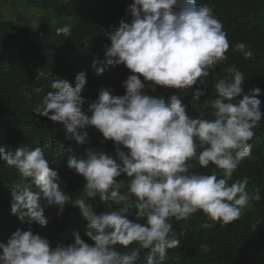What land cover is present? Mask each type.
I'll return each instance as SVG.
<instances>
[{
  "label": "clouds",
  "instance_id": "9594fccd",
  "mask_svg": "<svg viewBox=\"0 0 264 264\" xmlns=\"http://www.w3.org/2000/svg\"><path fill=\"white\" fill-rule=\"evenodd\" d=\"M130 13L131 22L121 21L109 33L111 43L105 49L108 64H122L132 73L122 82L123 95L101 88L85 108L81 93L87 81L80 72L74 86L56 79L50 85L53 91L29 105L34 114L62 124L66 140L90 144L87 129L95 128L102 134L101 143L113 142L114 155L88 147L84 156L69 157L68 169L83 177L81 195L73 200L63 191V182L41 147L6 151L0 146V160L21 177L12 188L11 214L21 222L27 218L28 223L46 227L45 208L55 207L60 215L70 204L87 222L85 236L93 243L74 232L73 243L57 242L52 247L31 228L17 230L6 243L0 242V264H137L141 249L149 250L146 264H163L168 250L180 244L170 236L171 218L186 221L202 211L211 221L228 224L239 219L250 201L261 200L259 188L247 190L246 177L229 183L238 166L253 158L249 142L264 120L259 87L245 93L244 74L234 66L228 68L229 75L214 84L218 98L210 105L211 119L190 115L178 94L165 99L147 94L145 88L150 82L152 92L157 86L191 90L193 100L206 94L210 73L227 59L230 46L212 8L197 0H133ZM56 31L71 34L68 26ZM247 49L244 42L235 45L250 59ZM93 67L97 75L105 70L96 62ZM43 75L38 72L37 79ZM33 92L42 93L37 88L23 90V95L31 100ZM194 159L202 168L215 165L222 178L216 172L192 171ZM121 176L129 178L127 184L118 179ZM124 188L127 191L122 192ZM97 197L118 209L97 213L89 202ZM132 210L135 220L129 218ZM141 219L145 222H138ZM133 243L138 247L130 251L116 248L128 249ZM200 248L203 253L211 250L206 244Z\"/></svg>",
  "mask_w": 264,
  "mask_h": 264
},
{
  "label": "trees",
  "instance_id": "16d2710c",
  "mask_svg": "<svg viewBox=\"0 0 264 264\" xmlns=\"http://www.w3.org/2000/svg\"><path fill=\"white\" fill-rule=\"evenodd\" d=\"M22 1L42 12L35 18L36 24L27 17H0V146H5L6 151L41 147L49 167L58 172L63 191L74 200L81 195L84 181L82 176L68 169L69 157L84 156V150L88 147L114 155L113 142L101 143L102 134L95 128L87 129L90 144L78 145L74 140H66L62 124L34 114L29 105L39 103L43 94L53 91L50 85L56 79L66 80L74 86L75 77L80 72L85 73L87 81L81 93L85 108L97 98L101 88H111L113 95L124 94L122 82L132 73L122 64H108L105 49L111 43L109 33L118 28L121 21L131 22L133 0ZM197 3H207L222 23L230 45L226 52L227 59L218 62L210 73L207 92L198 100L192 99L191 90L157 86L155 92L149 91L150 82H145L147 94L165 99L178 94L187 104L190 115L204 114L205 118L211 119L210 105L218 98L214 84L217 79L228 76V68L234 66L245 76V93L253 87L261 89L259 99L264 112V0H197ZM64 26L70 28V35L57 33L56 30ZM240 42L248 45L247 50L252 52L250 59L235 50V45ZM93 62L97 67L105 68L102 74H96ZM41 71L44 75L37 79ZM37 88L42 93L33 92L31 100L23 95V90ZM254 132L249 142L253 158L245 159L238 166L229 183L246 177L247 190L251 193L259 188L261 200L250 201L241 210L239 219L228 224L213 222L202 211H197L186 221L171 218L170 236L174 235L180 244L168 250V258L163 264H264V120ZM190 163L194 172H216L222 178L221 170L211 163L207 168H202L195 159ZM20 178L16 168L0 160V242L6 243L17 230L31 228L33 233L48 239L52 247L57 242L65 245L73 243L74 232L87 243H93L85 236L87 222L80 217L79 209L70 204L65 205L60 215H57L55 207L45 208L44 214L49 218L46 227L28 223L27 218L21 222L11 214L12 188ZM118 179L125 184L129 180L126 176ZM124 191L127 188L122 189ZM89 202L97 213L119 207L104 205L98 197ZM129 215L130 219H136L135 210ZM138 222L145 221L141 219ZM203 223H213L214 226L205 229L201 227ZM202 244L208 245L210 252L203 253L200 248ZM137 247L136 243L128 249L116 246L121 252ZM148 254L149 250L141 249L137 264H146Z\"/></svg>",
  "mask_w": 264,
  "mask_h": 264
},
{
  "label": "rangeland",
  "instance_id": "374dc122",
  "mask_svg": "<svg viewBox=\"0 0 264 264\" xmlns=\"http://www.w3.org/2000/svg\"><path fill=\"white\" fill-rule=\"evenodd\" d=\"M41 12L42 11L40 10L30 8L22 0H0V17H27L34 21L33 24H36L37 20L35 18H37ZM255 251H259V253L261 252L259 249H256ZM259 253L256 252L258 255ZM262 256L264 257V252L262 253ZM257 263H261V261H257Z\"/></svg>",
  "mask_w": 264,
  "mask_h": 264
}]
</instances>
